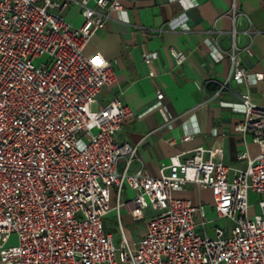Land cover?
Returning <instances> with one entry per match:
<instances>
[{"label": "built area", "instance_id": "built-area-1", "mask_svg": "<svg viewBox=\"0 0 264 264\" xmlns=\"http://www.w3.org/2000/svg\"><path fill=\"white\" fill-rule=\"evenodd\" d=\"M72 5L78 26L65 19ZM112 11L128 21L118 0H0V264H264V106L247 89L239 94L235 129L260 150L240 152L247 162L232 175L221 149L203 146L171 157L156 176L141 164L131 171L137 148L116 134L133 110L120 95L95 106L116 74L101 53L84 54ZM230 58L217 94L231 81L264 79ZM124 185L134 191L132 220L145 224L133 241L121 222ZM187 186L210 190L214 218L201 200L175 195ZM112 211L117 244L103 224ZM215 218L226 223L209 234Z\"/></svg>", "mask_w": 264, "mask_h": 264}, {"label": "crops", "instance_id": "crops-1", "mask_svg": "<svg viewBox=\"0 0 264 264\" xmlns=\"http://www.w3.org/2000/svg\"><path fill=\"white\" fill-rule=\"evenodd\" d=\"M118 1L128 21L110 12L84 54L101 53L116 74L115 82L102 89L95 106L120 95L133 110L116 134L118 141H128L137 148L130 170L141 164L156 176L171 157L183 159L182 153L196 146L221 149L217 157L230 167V175L244 167L247 159H239L240 152L254 157L260 148L249 134L235 129L241 113L234 106L244 89L255 103L264 106V79L231 81L218 94L217 90L230 73L232 53L247 73H264V0ZM65 19L80 25L79 7L70 6ZM172 50L184 56L181 65L176 64ZM151 52L156 56L145 57ZM157 92L162 98L156 97ZM117 168L122 171V160ZM123 189L122 225L123 218L129 229L139 224L143 235L145 224L134 222L130 215L134 191L127 186ZM175 195L193 203L201 200L208 215L215 217L210 190L198 194L195 187L187 186Z\"/></svg>", "mask_w": 264, "mask_h": 264}, {"label": "rangeland", "instance_id": "rangeland-1", "mask_svg": "<svg viewBox=\"0 0 264 264\" xmlns=\"http://www.w3.org/2000/svg\"><path fill=\"white\" fill-rule=\"evenodd\" d=\"M121 160L122 159L119 160V163H118L119 166H120ZM113 187L115 188V186H113ZM123 187L125 188L126 186L124 185ZM122 192H125V190L123 189ZM203 196L207 197L208 194L205 192V193H203ZM249 204H250L249 205V214L250 215H253V214L259 212L258 196H257V194H255L252 191L249 193ZM225 223H226L225 220L220 219V218H215L214 222L209 223V225L207 226L209 234H211L210 229H211L212 226L218 225V226H222L223 227L225 225ZM103 224H104L105 232L112 233L114 242L117 244L118 238H119V230H118V227H117L118 224H117V222L115 220V216H114V214L112 212H110L104 218ZM123 227H124L125 234H126L127 238L130 241H133L135 238L141 237V235L139 233V229H140L141 226L139 224H135L133 229H129L127 227V225L125 224V220L123 218ZM197 231H200V230L198 229ZM12 242H15V236L14 235L12 236Z\"/></svg>", "mask_w": 264, "mask_h": 264}, {"label": "trees", "instance_id": "trees-1", "mask_svg": "<svg viewBox=\"0 0 264 264\" xmlns=\"http://www.w3.org/2000/svg\"><path fill=\"white\" fill-rule=\"evenodd\" d=\"M214 88H215V89H218V87H216V86H215Z\"/></svg>", "mask_w": 264, "mask_h": 264}]
</instances>
